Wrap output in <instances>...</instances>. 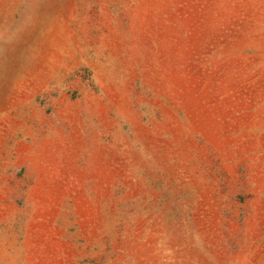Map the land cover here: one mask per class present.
Returning a JSON list of instances; mask_svg holds the SVG:
<instances>
[{"label":"rangeland","instance_id":"rangeland-1","mask_svg":"<svg viewBox=\"0 0 264 264\" xmlns=\"http://www.w3.org/2000/svg\"><path fill=\"white\" fill-rule=\"evenodd\" d=\"M0 264H264V0H0Z\"/></svg>","mask_w":264,"mask_h":264}]
</instances>
